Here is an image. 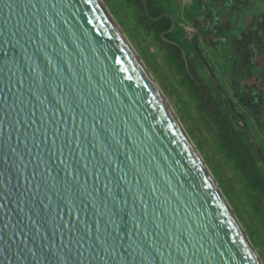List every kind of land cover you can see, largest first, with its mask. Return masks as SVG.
Segmentation results:
<instances>
[{
    "label": "water",
    "instance_id": "95a60500",
    "mask_svg": "<svg viewBox=\"0 0 264 264\" xmlns=\"http://www.w3.org/2000/svg\"><path fill=\"white\" fill-rule=\"evenodd\" d=\"M0 264H257L93 0H0Z\"/></svg>",
    "mask_w": 264,
    "mask_h": 264
},
{
    "label": "rangeland",
    "instance_id": "374dc122",
    "mask_svg": "<svg viewBox=\"0 0 264 264\" xmlns=\"http://www.w3.org/2000/svg\"><path fill=\"white\" fill-rule=\"evenodd\" d=\"M96 1L109 20L115 23V33L144 73L159 102L166 105L163 108L168 110L224 207L236 222L254 260L257 264H264L262 198L248 188L240 172L228 159L221 147L216 126L198 109L188 87L182 84L183 78L166 59L162 45L141 24L131 1ZM159 1L165 2L173 14L182 40L194 46L192 63L200 78L229 113L236 129L248 134L264 174V133L251 115L249 100L246 99L243 106L239 103L241 91L246 86L251 89L249 75L246 71L240 72L239 66L243 63L241 55L247 45L242 44L238 49L232 45L233 41L240 42L259 32L264 23V2L226 0L216 5L211 0ZM249 13L255 18L249 20ZM220 27L224 29V39L217 36ZM200 30L210 36L201 35ZM237 79L242 84L241 91L234 89ZM255 80L256 87L262 85L261 70H257Z\"/></svg>",
    "mask_w": 264,
    "mask_h": 264
},
{
    "label": "trees",
    "instance_id": "16d2710c",
    "mask_svg": "<svg viewBox=\"0 0 264 264\" xmlns=\"http://www.w3.org/2000/svg\"><path fill=\"white\" fill-rule=\"evenodd\" d=\"M130 1L138 11L140 22L146 28L147 33L154 35L156 41L162 45L168 62L183 78L182 84L188 87L191 97L197 102L198 109L205 113L210 118L211 122L216 126L221 147L225 151L228 159L233 162L235 169L240 172L248 188L252 192L257 193L262 198L264 204V174L259 168V162L255 155L253 146L250 143L249 136L247 133L236 129L228 115L229 113L224 110L221 102L214 97L213 92L198 75L197 68L192 63L194 46L189 42L182 40L178 33L179 25L176 20V28L173 32L167 34V32L172 29L173 22L171 18L166 17L165 15H169L174 18L167 4L159 0H147L150 15L153 19H159L157 22H153L147 18L141 0ZM223 1L226 0H211L214 4ZM259 1L264 2V0ZM262 29H264V24L260 31H262ZM200 33L201 35L210 36V34H207L202 30H200ZM162 35H164L165 39L175 42L179 46L177 47L167 43L162 38ZM217 36L220 39L225 38L224 29L222 27L219 28ZM254 42L259 44L262 43V37H260L258 33L253 37L243 38L240 42H232L233 48L236 49H238L242 44L247 45V48L243 50L241 55L243 63H240L239 66L241 68L240 72L246 71L249 77L253 76L252 59L254 57V51L249 46ZM181 49H184L187 55L189 70H187ZM234 89L237 91H241L242 89L241 83L238 79L237 82H235ZM241 93L242 94L239 96V103L243 106L246 92L241 91ZM255 99V97L252 98L253 101H255ZM253 117L260 124L261 130L264 133V123L260 118L254 115Z\"/></svg>",
    "mask_w": 264,
    "mask_h": 264
},
{
    "label": "crops",
    "instance_id": "0c3cea01",
    "mask_svg": "<svg viewBox=\"0 0 264 264\" xmlns=\"http://www.w3.org/2000/svg\"><path fill=\"white\" fill-rule=\"evenodd\" d=\"M256 1L262 3V1H259V0H256ZM225 2L226 1L218 2L215 4L216 5L223 4ZM253 18L255 17H253L252 14L249 13L248 19L251 20ZM260 29H259L258 34L260 37H262V43L259 44V43L254 42L252 45L249 46L254 51V57L252 59L253 76L250 77L251 89L246 86V88H244L245 89L244 91L246 92L245 101L246 99L249 100V104H250L249 109H250L251 114L260 118L261 121L264 123V29H262V31H260ZM257 70H261V73L263 75V81L261 82L262 85L259 87H256L254 85L256 83L255 78H256ZM253 97L256 98L255 101L252 100Z\"/></svg>",
    "mask_w": 264,
    "mask_h": 264
},
{
    "label": "bare ground",
    "instance_id": "6f19581e",
    "mask_svg": "<svg viewBox=\"0 0 264 264\" xmlns=\"http://www.w3.org/2000/svg\"><path fill=\"white\" fill-rule=\"evenodd\" d=\"M94 1V0H93ZM96 1V0H95ZM94 1V2H95ZM96 2H98V0L96 1ZM97 5V4H96ZM98 5H99V3H98ZM100 6L101 5H99V7H98V9L100 8ZM102 8V7H101ZM100 8V9H101ZM99 9V10H100ZM103 11V12H102ZM102 11L100 10V12L104 15V18H105V20L107 21V23L109 24V26L111 27V29H113L114 30V32H115V29H116V27H115V23L113 24V22L112 21H110L109 20V17L107 16V14L104 12V10H103V8H102ZM107 17V18H106ZM116 34V33H115ZM116 36H117V34H116ZM118 37V36H117ZM119 38V37H118ZM120 39V38H119ZM121 40V39H120ZM121 43L123 44V47L127 50V47L125 46V44L123 43V41L121 40ZM128 51V50H127ZM129 52V51H128ZM130 53V52H129ZM132 56V55H131ZM135 63H136V61H135ZM136 65H137V63H136ZM137 67H138V69L141 71V69L139 68V66L137 65ZM141 73H142V75L144 76V78L146 79V81H148L147 80V78L145 77V75H144V73L141 71ZM150 87V86H149ZM150 89H151V87H150ZM151 91L153 92V90L151 89ZM153 94H154V96L156 95L154 92H153ZM156 98H157V96H155ZM157 101L159 102V100L157 99ZM160 103V102H159ZM161 105H162V103H160ZM166 106V105H165ZM165 106H163L162 105V107H164V108H166ZM164 110H166L167 112H168V110L167 109H164ZM169 113V112H168ZM222 202V201H221Z\"/></svg>",
    "mask_w": 264,
    "mask_h": 264
}]
</instances>
